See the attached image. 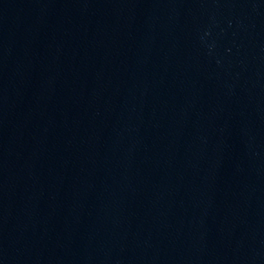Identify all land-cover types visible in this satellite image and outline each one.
I'll list each match as a JSON object with an SVG mask.
<instances>
[{
    "label": "water",
    "instance_id": "water-1",
    "mask_svg": "<svg viewBox=\"0 0 264 264\" xmlns=\"http://www.w3.org/2000/svg\"><path fill=\"white\" fill-rule=\"evenodd\" d=\"M0 264H264V0H0Z\"/></svg>",
    "mask_w": 264,
    "mask_h": 264
}]
</instances>
